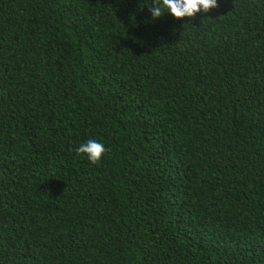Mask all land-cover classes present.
<instances>
[{"label":"trees","instance_id":"1","mask_svg":"<svg viewBox=\"0 0 264 264\" xmlns=\"http://www.w3.org/2000/svg\"><path fill=\"white\" fill-rule=\"evenodd\" d=\"M147 3L0 0V264H264V0Z\"/></svg>","mask_w":264,"mask_h":264},{"label":"clouds","instance_id":"2","mask_svg":"<svg viewBox=\"0 0 264 264\" xmlns=\"http://www.w3.org/2000/svg\"><path fill=\"white\" fill-rule=\"evenodd\" d=\"M219 0H154V3H147L146 8L151 13L153 20H159L166 14H170L177 20L185 18L195 19L201 13H208L218 7ZM145 7L141 8V11ZM76 152L85 156L92 164L99 163L107 152L104 143L96 139H88L81 143Z\"/></svg>","mask_w":264,"mask_h":264}]
</instances>
